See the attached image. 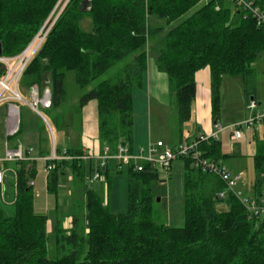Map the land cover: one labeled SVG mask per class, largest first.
Wrapping results in <instances>:
<instances>
[{"label": "trees", "instance_id": "trees-1", "mask_svg": "<svg viewBox=\"0 0 264 264\" xmlns=\"http://www.w3.org/2000/svg\"><path fill=\"white\" fill-rule=\"evenodd\" d=\"M61 1L0 0L4 50L0 57L20 55L58 15L20 82L37 84L41 92L50 88V109H56L67 100L66 80L74 72L81 88L91 87L80 97L79 109L93 99L98 101L103 148L116 151L124 144L133 150L134 88L144 84L150 45L158 50V68L168 75L176 96L179 130L191 120L196 74L205 67L211 69L215 124L220 117L224 76H242L248 101L252 96L257 101L255 64L264 53V28L250 13L232 11L227 0H90L88 5L87 0H68L59 13ZM256 3L264 8V0ZM85 15L93 19L91 32L81 27ZM150 15L171 27L152 26ZM112 68L117 69L114 76L94 84ZM7 72V64L0 61V79ZM199 149L207 158L222 159L220 139L202 140ZM67 152L76 157L71 162L55 161L48 188L57 192L59 170L72 168L86 188L83 212L74 216L72 228L60 224L52 232L57 253L50 257L48 216L35 211L29 185L36 166L21 161L15 213L0 214V264H264V217L249 218L232 192L225 200L228 208L219 210L222 200L217 195L226 183L196 167L191 157L182 158L185 222L169 226L153 218L152 183L159 173L148 164L142 172L130 167L129 206L125 212L113 213L91 181L97 170L109 178L108 165L102 168L94 159L86 165L81 161V148ZM254 167V196H260L264 194V140L257 142Z\"/></svg>", "mask_w": 264, "mask_h": 264}, {"label": "rangeland", "instance_id": "rangeland-1", "mask_svg": "<svg viewBox=\"0 0 264 264\" xmlns=\"http://www.w3.org/2000/svg\"><path fill=\"white\" fill-rule=\"evenodd\" d=\"M68 0H62L59 8V13L67 5ZM232 11H238L240 8L234 0H227ZM202 4V3H201ZM200 4V5H201ZM199 5V6H200ZM89 8V7H88ZM58 13V14H59ZM58 16V15H57ZM55 16L51 19L47 25L49 29L54 21ZM150 23L154 27H163L164 30H168L171 26L166 23L162 18L157 15H150ZM177 22L172 23L175 25ZM81 27L84 31L91 32L94 28V23L91 15H85L81 20ZM41 36L39 35V38ZM37 36L32 43L36 46L38 42ZM32 43L26 48V50L32 45ZM25 50V51H26ZM24 52V51H23ZM22 52V53H23ZM158 62V50H155L152 45L149 47V72L156 71ZM10 68L19 69L23 63L20 62V57H14L9 60ZM8 66V65H7ZM257 68V102H261L259 105L260 110L264 109V53L260 55L256 62ZM117 72L116 68H112L108 72L104 73L98 80L94 82L96 84L102 79L110 78ZM148 73V72H147ZM163 83H159V91L153 90L149 94L148 92V75L147 84L145 87L134 88V130L136 138L134 142L133 152H139L142 145L149 147L150 141H148L149 135L152 133L154 140L152 143H156L159 139L167 145H174L181 141L179 135L176 136L172 131L171 121L176 116V96L170 90L167 85V74L163 72ZM224 83L222 82L220 88V117L218 124L222 126L223 133L220 135L222 156L221 163L228 169L233 177L242 175L243 178L237 182L235 191L241 193L243 196H249L251 194L252 187L255 180V167H254V154L255 143L250 144L255 129H248L245 127V137L241 140L231 136L230 127L239 124L250 117L252 109L249 106V101L245 93V86L242 82V76H226ZM5 78V77H4ZM3 78V79H4ZM242 85H241V83ZM93 84V85H94ZM15 84H11L10 87L14 90ZM18 90L21 93L24 100L19 102L21 115L23 120L22 136H23V148L25 158H28V151H30V158L36 164L37 172V184L41 185L45 191L47 197H50L53 207L43 208L41 205L36 207V212L47 213L49 215L50 227L52 230L53 214H55L57 207L60 214L64 217H72L76 212L81 213L82 207L86 202L85 194H81L76 186V179L72 168L68 167L65 170H59L57 180V192H48L46 189V179L48 176L47 168L44 161H41V152L39 144V131H33L35 126H43L48 133V149L54 148L56 144L58 148H72L81 144L84 131L89 133L90 131H96L97 129V101L91 102L84 109H79V100L83 93L88 89L81 88L75 82L74 72H69L66 80L67 100L66 102L56 109H46L43 106H39V110L42 115L34 111L27 102L31 101L30 86L25 85L22 82H18ZM47 89V88H46ZM4 90L1 87L0 92ZM6 97L13 96V92L10 89L4 90ZM7 119L6 104L0 105V153L5 154V127ZM241 119V120H240ZM230 122H234L230 124ZM51 125L52 129L48 125ZM215 129L218 130V127ZM258 133V139H264V123ZM55 140H53V134ZM197 130L194 126H190V129L186 128V132L183 135V143L196 136ZM24 136L26 137L24 139ZM139 139V140H138ZM52 148V150H53ZM112 168L110 169L109 178L103 177V182L96 184L97 191L102 195L105 203L108 204L109 209L113 213L125 212L129 206V169L130 165L125 164L122 167V171H118L117 167L120 165V161L114 159L111 161ZM116 166V168H115ZM184 174L185 165L182 160L174 162L172 167V173L169 170L159 169V177L152 183V193L154 195L153 203V218L159 223H165L169 226H183L185 222L184 210ZM13 179V178H12ZM15 179V176H14ZM14 181V180H13ZM35 184V180L33 181ZM7 185V183H6ZM8 187V185H7ZM0 188V193H1ZM49 202V198L47 199ZM77 202L75 209L74 202ZM2 206V202H0ZM219 210H223L220 206ZM51 218V220H50ZM53 232V230H52ZM49 232L52 237L48 242L49 256L55 257L57 253L55 238Z\"/></svg>", "mask_w": 264, "mask_h": 264}, {"label": "built area", "instance_id": "built-area-1", "mask_svg": "<svg viewBox=\"0 0 264 264\" xmlns=\"http://www.w3.org/2000/svg\"><path fill=\"white\" fill-rule=\"evenodd\" d=\"M238 7L247 13H250L259 27L264 28V8L256 3V0H234ZM51 28V27H50ZM49 29H46L45 32L37 35V43L34 46V43L23 53L18 55L20 57V62L23 65L19 68H10L9 58L0 57V61L5 62L8 65V72L4 79H0L1 87L5 89H10L13 92V96L6 97L4 95V90L0 92V103L7 102V133L9 135H15L18 132L20 124V105L19 102L24 100L21 93L18 90V82H20L23 71L26 66L32 59V57L37 53L41 44L46 38ZM39 35L41 36L39 38ZM15 84V89L13 90L10 85ZM31 101L27 102L29 106L39 113V106L44 108H50L52 105V93L50 88H45L43 92L40 91V87L37 84L30 86ZM249 106L252 109V114L250 117L246 118L243 122L233 125L230 127L231 133L234 138L240 139L244 137L245 127L247 128H258L259 124L264 121V109H259V104L256 100H250ZM43 116V115H42ZM45 119V116H43ZM218 130L214 131L210 135L200 134L197 139L191 142L180 143L175 146L166 145L163 141L159 140L155 144L150 143L149 147H142L139 152H133L127 145L120 144L117 150L114 152L109 146L105 147V153L103 155H98L96 158L100 167L105 168L111 159H116L120 161L119 168L125 164H129L134 171L142 172L145 171L146 165L148 164L152 170L159 172V169L168 170L172 162L176 159L183 157H191L193 163L196 167H200L204 170L210 171L218 175L225 183V189H222L218 192L217 197L225 201L229 192H232L241 202L243 207L246 209L249 218H263L264 217V194L260 196H243L241 193L235 191V186L237 182L242 179V175L233 177L228 169L220 162L207 158L203 155V152L199 149V143L202 140L214 138L219 140L220 133L223 131V128L218 123L216 124ZM76 156L69 154L65 151L62 155H59L55 149L53 154L46 158L48 161L47 169L52 170L55 167V161L58 160H73ZM79 157V156H78ZM24 158V153L21 147L16 149L8 148L5 151V154L0 158V188H4L6 182L5 170L1 166L2 160H20ZM80 158V157H79ZM86 158H91L87 155ZM103 178V174L100 170H97L91 178V181L100 180ZM29 185H34L33 181L29 182Z\"/></svg>", "mask_w": 264, "mask_h": 264}, {"label": "crops", "instance_id": "crops-1", "mask_svg": "<svg viewBox=\"0 0 264 264\" xmlns=\"http://www.w3.org/2000/svg\"><path fill=\"white\" fill-rule=\"evenodd\" d=\"M207 1H209V0H205L204 2H207ZM152 47H153V45H152ZM156 66H157L156 71H154V72L150 71L149 72V63H148V70H147L148 73L146 74V76L144 78V84L142 86V87L146 86L147 75H148L149 86H148L147 90H148L150 95H152L151 93L153 92V90H155L156 92L159 91V83H161V84L163 83V78H164L163 72L159 70L158 64ZM255 67H256V64H255ZM226 78L227 77L224 76V78L222 80L223 83L226 80ZM167 82H168L167 85H169L168 75H167ZM242 82L244 83V86H245L244 79L242 80ZM241 85H242V83H241ZM256 95H257V88H256ZM95 101H97V100L93 99V100L89 101L88 104H86L84 107H87V105H89L91 102H95ZM3 103L6 104V110H7V102H3ZM3 103H0V105ZM97 103H98V101H97ZM258 104L260 105L261 102H258ZM84 107H83V109H84ZM50 108H46V109H50ZM97 116H98V121H97L98 125H97L96 131L92 130L89 133L84 131V136H82L81 144H78L77 146L72 147V148H81V150L83 151V155L81 156V159H82L81 161L83 163H85L86 165H89V163L91 162L90 159H94L95 161L98 162L96 157L98 155L101 156L105 153V147L103 148V146L100 142V139H99L98 104H97ZM45 120L47 121L46 118H45ZM232 123H234V122H230V124H232ZM263 123H264V121L261 124H259L257 129L254 128L256 131L253 134L252 139L250 140L251 145L255 143V153H256V148H257V142H258V140H260V139H258L257 136H258V133L261 132L259 130L261 129L260 127L263 126ZM48 125L52 129V127L49 123H48ZM171 125H172L173 133L176 136L179 135V139L181 140L177 143H174V145H171L172 147L177 145V144L183 143L182 138L186 132V128H188V130H189L190 126H192V125L194 126V128H196L197 133H196V136L194 138L188 140V142H191V141H194L195 139H197L198 135L201 133L204 135H210L211 133L216 131L215 126H214L216 124L214 123L213 117H212L211 69L209 66L199 70L196 74V98H195L193 106H192L191 120L189 122L185 123L183 130L181 131L178 128L179 125H178V118H177V113H176L175 118H172ZM22 126H23V120H22V115L20 113V124H19V129H18L19 133H16L15 135H9L7 133V119H6L5 137H4L5 149H8V148L16 149V148L21 147L23 150V153H24L23 136L21 135L22 134ZM248 129H251V128H248ZM33 131H35V132L39 131V134H40L39 135V137H40L39 144H40V152H41V161L45 162L46 168L48 165V161L46 158L50 157L53 154L54 149L59 155H62L65 151L70 149V148H65V149L61 150L60 148H58L56 141H55V143L53 142V144H54L53 145L54 148L52 147L53 150H52V148H50V150H47L48 145H46V144H48V133L45 130V128L43 126H35V127H33ZM223 132L224 131H222L221 133H223ZM221 133H220V135H221ZM52 134H53V130H52ZM231 136L233 137L232 133H231ZM244 137H245V132H244ZM244 137L240 138L239 140L243 139ZM25 138L26 137L24 136V139ZM135 138H136V133L134 130V142H135ZM53 140H55L54 134H53ZM153 140H154V136L151 133L148 137V141H150V143H151V141H153ZM261 140H264V139H261ZM133 145H134V143H133ZM142 147H146V146L142 145ZM133 150H134V148H133ZM27 152H28V158H25V155H24V158L20 159V160H12V161L2 160L1 161V166L5 170V174H6V182H5L4 188L1 189V193H0V202H2V206L0 205V214L10 216V215H13L15 213L16 199L18 196L17 178H18V168L20 167V162L21 161L34 162L30 158V151L27 150ZM87 155L91 156V158H86ZM3 156L4 155L0 153V158H2ZM65 160L68 162H71V160H67V159H65ZM113 160L114 159H111L109 161V164H108V175L109 176H110V169L112 168L111 161H113ZM178 160H182L184 162V165H185L184 159H182V158L176 159L172 162L171 167L168 169L169 173H172V167L174 165V162L178 161ZM59 161H62V160H58V162ZM218 162L221 163V160ZM35 166H36V164H35ZM68 167L69 166L65 167L63 170H65ZM115 168H116V166H115ZM117 169H118V167H117ZM60 170H62V169H60ZM37 172H38V169L36 167L35 178L31 179V181L35 180V184L32 185L34 195H35V197H34L35 211H36V207L38 205H41V209H43V208H49L50 209L53 207L51 199H50V197H47L43 187L41 185L37 184V181H36ZM47 173H48V176L46 179V185H47L46 189L49 192L48 185H49V182L51 179V170H48ZM14 176H15V179H14ZM103 177L107 178L108 176H107V174H104ZM242 178H243V176H242ZM75 179H76L77 188L79 190H81L80 191L81 194H83V193L85 194V198H86V188H85L83 182L80 179H78L76 176H75ZM103 179L104 178L92 182L95 189H96V184H100L101 182H103ZM6 183H7L8 187H7ZM253 189H254V186L252 187L250 195H254ZM48 198H49V202L47 201ZM74 205H75V209H76V206H77L76 201L74 202ZM219 206L221 208H223V210H226L228 208V205L225 201H221L218 204V207ZM84 210H85V208H84ZM81 211L83 212V208ZM40 214H46L48 216V232H52V230L55 231V229L58 228V226H60V224L62 225V227L64 229L72 228L73 227V218L78 213L76 212V214H74L72 217L66 218V217H64L65 215L60 214L59 208L57 207L55 214H53V216H52V218H53L52 230L49 229L50 223H51V222H49V215L47 213H40ZM50 220H51V218H50Z\"/></svg>", "mask_w": 264, "mask_h": 264}, {"label": "water", "instance_id": "water-1", "mask_svg": "<svg viewBox=\"0 0 264 264\" xmlns=\"http://www.w3.org/2000/svg\"><path fill=\"white\" fill-rule=\"evenodd\" d=\"M90 3V0H87V5ZM88 9V6L85 7V10ZM3 44L2 42L0 41V56L3 54ZM251 100H254V96L251 97Z\"/></svg>", "mask_w": 264, "mask_h": 264}]
</instances>
